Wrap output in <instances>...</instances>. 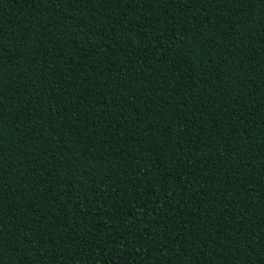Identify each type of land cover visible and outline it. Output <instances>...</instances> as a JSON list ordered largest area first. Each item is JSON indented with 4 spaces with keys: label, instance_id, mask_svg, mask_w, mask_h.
Wrapping results in <instances>:
<instances>
[{
    "label": "trees",
    "instance_id": "16d2710c",
    "mask_svg": "<svg viewBox=\"0 0 264 264\" xmlns=\"http://www.w3.org/2000/svg\"><path fill=\"white\" fill-rule=\"evenodd\" d=\"M0 264H264V0H0Z\"/></svg>",
    "mask_w": 264,
    "mask_h": 264
}]
</instances>
